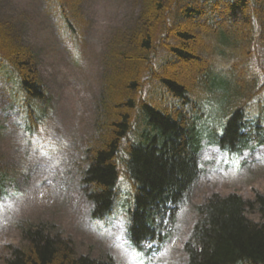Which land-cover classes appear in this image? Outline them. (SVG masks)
<instances>
[{"label":"trees","instance_id":"obj_1","mask_svg":"<svg viewBox=\"0 0 264 264\" xmlns=\"http://www.w3.org/2000/svg\"><path fill=\"white\" fill-rule=\"evenodd\" d=\"M81 1L50 0L58 35L75 52L86 25ZM18 33L0 17V84L24 131L38 135L52 95ZM115 37L103 57L94 136L78 175L92 216L107 223L127 213L129 241L141 249L161 240L162 220L176 216L169 205L199 173L203 136L233 160L264 144V0H142L135 22ZM13 182L0 167V203ZM199 209L204 217L186 264H264V194L255 202L215 194ZM248 210L263 220H251ZM23 239L4 264H112L77 255L43 224H29Z\"/></svg>","mask_w":264,"mask_h":264},{"label":"rangeland","instance_id":"obj_2","mask_svg":"<svg viewBox=\"0 0 264 264\" xmlns=\"http://www.w3.org/2000/svg\"><path fill=\"white\" fill-rule=\"evenodd\" d=\"M81 9L87 25L76 55L58 35L49 0H0V17L13 21L22 44L36 50V68L53 94L48 126L42 134L30 137L0 87V167L14 180L0 205V264L10 247L22 244L21 230L28 224H44L76 254L110 256L114 264H185V244L200 218L198 204L215 192L235 190L250 199L254 189L264 191V147L245 150L242 165L235 167L216 146H206L204 172L182 205L167 240L148 246L152 251L144 252L140 261L127 242L123 215L112 217L105 226L92 220L91 203L81 190L78 175L82 150L94 131L103 55L120 29L135 21L140 3L83 0ZM196 44L203 46L205 39ZM178 69L183 76V66ZM249 216L260 219L257 213Z\"/></svg>","mask_w":264,"mask_h":264}]
</instances>
